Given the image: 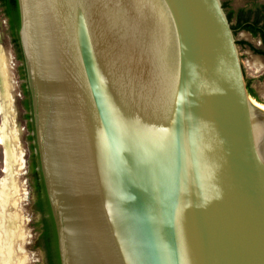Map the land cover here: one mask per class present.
<instances>
[{
    "label": "water",
    "instance_id": "1",
    "mask_svg": "<svg viewBox=\"0 0 264 264\" xmlns=\"http://www.w3.org/2000/svg\"><path fill=\"white\" fill-rule=\"evenodd\" d=\"M60 264H264V112L222 0H18Z\"/></svg>",
    "mask_w": 264,
    "mask_h": 264
},
{
    "label": "rangeland",
    "instance_id": "2",
    "mask_svg": "<svg viewBox=\"0 0 264 264\" xmlns=\"http://www.w3.org/2000/svg\"><path fill=\"white\" fill-rule=\"evenodd\" d=\"M250 0H239L247 3ZM0 9V264H47L46 251L39 242L42 225L36 212V190L30 170L34 143L29 138L30 111L24 106L23 87L18 61ZM237 40L255 41L245 32ZM256 42V41H255ZM247 79H255L264 106V63L249 50L239 47Z\"/></svg>",
    "mask_w": 264,
    "mask_h": 264
},
{
    "label": "trees",
    "instance_id": "3",
    "mask_svg": "<svg viewBox=\"0 0 264 264\" xmlns=\"http://www.w3.org/2000/svg\"><path fill=\"white\" fill-rule=\"evenodd\" d=\"M223 4L230 19V22L236 19V24L232 25L236 37L238 33L241 31L254 32V26L249 22L250 20H248V18H245L243 10L236 12L229 8L228 3L223 2ZM3 5L6 7V13L11 17V24L15 37L14 41L18 46L19 59L23 62L24 60H23V55H22V50L18 35V31L20 27L18 0H3ZM237 44L241 48L248 47L251 50H253L255 53L264 55V51L255 49L253 45H251V43L246 40H237ZM21 76L22 79L26 80V71L24 65L21 67ZM247 86L250 96L255 97L256 94L254 90L251 88L250 82L248 81H247ZM24 94L26 96V100L24 102L25 107L28 111L31 112V100H30V93L27 87V83L24 86ZM28 118L32 119V114H30ZM29 129L32 132L34 131L33 122L29 123ZM29 139L34 142L31 146L32 157H31L30 170L33 175L34 187L36 190L35 208H36V212L41 214V219L37 223V225L39 224L42 225V228L40 229L39 242L46 251L47 264H60L57 234H56L54 220L51 214L50 205L46 195L42 174L40 171L39 158L36 152L35 136L34 135L31 136Z\"/></svg>",
    "mask_w": 264,
    "mask_h": 264
},
{
    "label": "flooded vegetation",
    "instance_id": "4",
    "mask_svg": "<svg viewBox=\"0 0 264 264\" xmlns=\"http://www.w3.org/2000/svg\"><path fill=\"white\" fill-rule=\"evenodd\" d=\"M245 6H246V10H243L245 18H248V20H250L249 22L251 24H253V26H254V32H249V31H245V32L248 33L252 37V39H254L256 42L255 41H249V40H246V41L250 42L251 45H253V47L255 49L264 51V0H250L246 3ZM0 9L2 10V13H3L5 19L7 20V22H6L7 29H8L10 38H11V43L15 49L16 57H17L18 61L22 62L19 59L18 46L14 41L15 37H14L13 29H12L11 17L6 13V7L3 5V0H0ZM242 49L249 50L253 56L257 57L261 62L264 63V55L257 54L248 47H244ZM23 65L24 64L22 62L21 66L19 68L20 74H21V67ZM23 80H25V79H23ZM247 81L250 82V86L256 94V96L254 98L257 101L261 102V99H260L255 87H253V83L255 82V79L248 78ZM23 89H24V87H23ZM24 106H25V104H24ZM31 122H32V119H29V123H31ZM40 216H41V214H40Z\"/></svg>",
    "mask_w": 264,
    "mask_h": 264
},
{
    "label": "crops",
    "instance_id": "5",
    "mask_svg": "<svg viewBox=\"0 0 264 264\" xmlns=\"http://www.w3.org/2000/svg\"><path fill=\"white\" fill-rule=\"evenodd\" d=\"M222 1L225 2V3H228L229 8L231 10L236 11V12H239L241 10H246V6H245L246 3H244V2L239 3V0H222ZM231 23H232V25H235L236 24V19H234ZM241 32H245V31H241ZM244 40H248V39H244Z\"/></svg>",
    "mask_w": 264,
    "mask_h": 264
},
{
    "label": "bare ground",
    "instance_id": "6",
    "mask_svg": "<svg viewBox=\"0 0 264 264\" xmlns=\"http://www.w3.org/2000/svg\"><path fill=\"white\" fill-rule=\"evenodd\" d=\"M252 104L264 112V106H261L262 108H260L258 105H256V103H254V101L252 102Z\"/></svg>",
    "mask_w": 264,
    "mask_h": 264
}]
</instances>
